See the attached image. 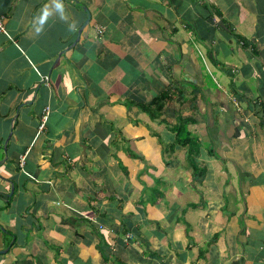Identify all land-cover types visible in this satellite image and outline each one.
Instances as JSON below:
<instances>
[{
  "label": "crops",
  "instance_id": "0c3cea01",
  "mask_svg": "<svg viewBox=\"0 0 264 264\" xmlns=\"http://www.w3.org/2000/svg\"><path fill=\"white\" fill-rule=\"evenodd\" d=\"M0 19V264H264V0Z\"/></svg>",
  "mask_w": 264,
  "mask_h": 264
},
{
  "label": "trees",
  "instance_id": "16d2710c",
  "mask_svg": "<svg viewBox=\"0 0 264 264\" xmlns=\"http://www.w3.org/2000/svg\"><path fill=\"white\" fill-rule=\"evenodd\" d=\"M166 93L162 94L160 96H158L157 98H155L153 100V102H151V104L147 105V106H141V110L148 112L150 115H153L156 111H159L162 109L163 107V102L165 101V97H166ZM177 133V138L179 137H184L187 136V138H185L186 141H188L189 143H191L188 138H189V132L187 131V126L186 125H182L181 123L175 127L174 129Z\"/></svg>",
  "mask_w": 264,
  "mask_h": 264
},
{
  "label": "built area",
  "instance_id": "2783aa9c",
  "mask_svg": "<svg viewBox=\"0 0 264 264\" xmlns=\"http://www.w3.org/2000/svg\"><path fill=\"white\" fill-rule=\"evenodd\" d=\"M0 28H2V22H1V19H0ZM43 119L45 118V117H42Z\"/></svg>",
  "mask_w": 264,
  "mask_h": 264
},
{
  "label": "rangeland",
  "instance_id": "374dc122",
  "mask_svg": "<svg viewBox=\"0 0 264 264\" xmlns=\"http://www.w3.org/2000/svg\"><path fill=\"white\" fill-rule=\"evenodd\" d=\"M191 144L193 145V142Z\"/></svg>",
  "mask_w": 264,
  "mask_h": 264
}]
</instances>
